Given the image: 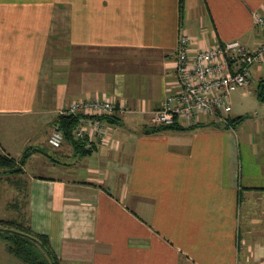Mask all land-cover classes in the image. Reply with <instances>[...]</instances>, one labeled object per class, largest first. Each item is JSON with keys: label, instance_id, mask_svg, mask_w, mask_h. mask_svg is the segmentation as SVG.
<instances>
[{"label": "crops", "instance_id": "0c3cea01", "mask_svg": "<svg viewBox=\"0 0 264 264\" xmlns=\"http://www.w3.org/2000/svg\"><path fill=\"white\" fill-rule=\"evenodd\" d=\"M255 14L264 0H0V154L48 147L73 103L125 108L92 155L64 143L0 175V221L22 218L59 264H264V101L252 77L231 93L226 124L150 123L180 35L190 56L232 40L254 48ZM251 73L264 79V63Z\"/></svg>", "mask_w": 264, "mask_h": 264}, {"label": "built area", "instance_id": "2783aa9c", "mask_svg": "<svg viewBox=\"0 0 264 264\" xmlns=\"http://www.w3.org/2000/svg\"><path fill=\"white\" fill-rule=\"evenodd\" d=\"M254 22L262 27L263 38L254 48H246L232 40L198 50L189 55L190 41L178 38L174 68V84L168 89L161 108L151 113L152 126L190 127L199 118H209L226 124L231 112V93L247 86L252 77L251 67L264 63V15L255 14ZM125 108L115 101H86L71 104L59 117L76 118L75 137L84 148L101 144L109 134L107 119L124 114ZM64 137L58 124H53L47 145L59 150Z\"/></svg>", "mask_w": 264, "mask_h": 264}, {"label": "trees", "instance_id": "16d2710c", "mask_svg": "<svg viewBox=\"0 0 264 264\" xmlns=\"http://www.w3.org/2000/svg\"><path fill=\"white\" fill-rule=\"evenodd\" d=\"M183 0H179L182 6ZM256 98L259 102L264 101V79L258 81L256 86ZM115 116L107 119V123L113 124ZM242 118L232 122V125L238 124ZM54 124H58L64 137V143L68 144L75 157L83 158L92 155L94 148H84V144L76 139L75 127L76 118L58 117ZM196 127H183L174 125L171 127L156 128L153 133L172 131V132H189ZM35 153H40L31 149L25 150L19 160H15L7 155L0 154V175L18 176L24 174L23 168L27 161ZM0 236L6 241L7 252L20 260L23 264H59L53 254L48 239L45 236L33 234L28 227L15 221H0Z\"/></svg>", "mask_w": 264, "mask_h": 264}, {"label": "rangeland", "instance_id": "374dc122", "mask_svg": "<svg viewBox=\"0 0 264 264\" xmlns=\"http://www.w3.org/2000/svg\"><path fill=\"white\" fill-rule=\"evenodd\" d=\"M257 83V77L254 75V74H252V81H251V85H252V87H253V89H251L252 91L254 90V88H256V84ZM233 96H235V95H233ZM231 105H232V108H233V111H236V110H238L237 109V106H235V104L233 103V102H231ZM40 152L42 153V155H49V156H51L52 155V153H54L55 151L54 150H52L51 148H49V147H40ZM24 153V152H23ZM22 153V154H23ZM6 199V198H5ZM6 203V202H5ZM8 204H13V201H11V200H9L8 202H7ZM5 211H1V214H3ZM5 215V214H4ZM3 217H5L4 218V220L5 221H9V220H13V219H15V220H17V221H20V223H22L21 222V219H20V217H14V218H9L8 216H3ZM11 222V221H10ZM256 235H261V234H256ZM6 241H4L3 240V238L0 236V250L2 251H5L6 250ZM6 252H7V250H6ZM11 257H10V260H6V259H3V260H0V264H23L20 260H18L17 258H15L14 256H12V255H10Z\"/></svg>", "mask_w": 264, "mask_h": 264}]
</instances>
